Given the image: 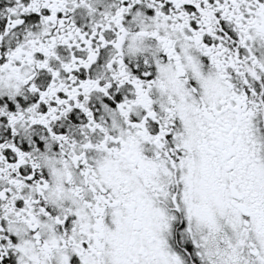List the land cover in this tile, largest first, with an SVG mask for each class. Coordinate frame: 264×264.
Returning a JSON list of instances; mask_svg holds the SVG:
<instances>
[{"label": "flooded vegetation", "instance_id": "1", "mask_svg": "<svg viewBox=\"0 0 264 264\" xmlns=\"http://www.w3.org/2000/svg\"><path fill=\"white\" fill-rule=\"evenodd\" d=\"M263 212L264 0H0V264H254Z\"/></svg>", "mask_w": 264, "mask_h": 264}, {"label": "rangeland", "instance_id": "2", "mask_svg": "<svg viewBox=\"0 0 264 264\" xmlns=\"http://www.w3.org/2000/svg\"><path fill=\"white\" fill-rule=\"evenodd\" d=\"M259 167L257 166V169ZM262 217L264 219V212L262 213ZM254 264H264V245L261 248L260 255L255 259Z\"/></svg>", "mask_w": 264, "mask_h": 264}]
</instances>
